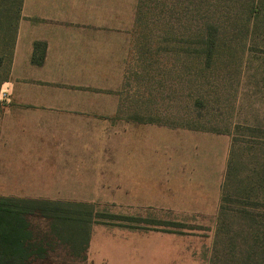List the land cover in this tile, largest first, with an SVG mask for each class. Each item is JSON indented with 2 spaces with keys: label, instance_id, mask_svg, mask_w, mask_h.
I'll return each mask as SVG.
<instances>
[{
  "label": "crops",
  "instance_id": "0c3cea01",
  "mask_svg": "<svg viewBox=\"0 0 264 264\" xmlns=\"http://www.w3.org/2000/svg\"><path fill=\"white\" fill-rule=\"evenodd\" d=\"M129 0H23L0 84V197L107 204L111 211L213 212L219 155L160 154V130L122 113ZM45 44L32 62L34 43ZM172 149L175 141H172ZM171 237L91 226L88 264H168Z\"/></svg>",
  "mask_w": 264,
  "mask_h": 264
},
{
  "label": "rangeland",
  "instance_id": "374dc122",
  "mask_svg": "<svg viewBox=\"0 0 264 264\" xmlns=\"http://www.w3.org/2000/svg\"><path fill=\"white\" fill-rule=\"evenodd\" d=\"M127 10L122 113L159 126L161 155H219L222 147L220 202L213 212L128 215L91 204L119 218L89 223L91 207L66 206L69 214L49 212L52 219L35 209L29 264H88L93 224L171 237L168 264H264V0H129Z\"/></svg>",
  "mask_w": 264,
  "mask_h": 264
},
{
  "label": "trees",
  "instance_id": "16d2710c",
  "mask_svg": "<svg viewBox=\"0 0 264 264\" xmlns=\"http://www.w3.org/2000/svg\"><path fill=\"white\" fill-rule=\"evenodd\" d=\"M23 0H0V69L5 60H9L13 53V47L17 32L18 21L21 17ZM45 55V44L34 43L32 62L41 64ZM9 72V68H8ZM7 77L0 81V84ZM3 102L0 103V106ZM66 206L91 207L87 203H63L47 200H28L11 197H0V264H29L33 261L34 245L31 243L32 234L30 230L29 216L35 209H40L42 216L52 219L57 218L49 212L68 213ZM87 223L94 217H106L110 219L119 218L117 215L108 213H95L91 207L87 213ZM69 217H66L68 219ZM89 235L84 241L87 246Z\"/></svg>",
  "mask_w": 264,
  "mask_h": 264
}]
</instances>
